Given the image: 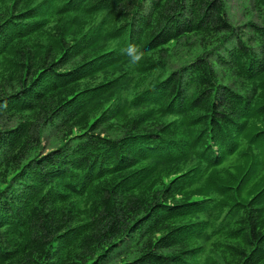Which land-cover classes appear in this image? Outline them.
I'll use <instances>...</instances> for the list:
<instances>
[{"label": "trees", "instance_id": "trees-1", "mask_svg": "<svg viewBox=\"0 0 264 264\" xmlns=\"http://www.w3.org/2000/svg\"><path fill=\"white\" fill-rule=\"evenodd\" d=\"M230 1L0 0V264H264V0Z\"/></svg>", "mask_w": 264, "mask_h": 264}, {"label": "rangeland", "instance_id": "rangeland-1", "mask_svg": "<svg viewBox=\"0 0 264 264\" xmlns=\"http://www.w3.org/2000/svg\"><path fill=\"white\" fill-rule=\"evenodd\" d=\"M231 1H232V2H231ZM231 1H230V3H234V2H235V0H231ZM230 12H231V14H235V15H237V11H236L234 8H233V9L231 8V9H230Z\"/></svg>", "mask_w": 264, "mask_h": 264}]
</instances>
